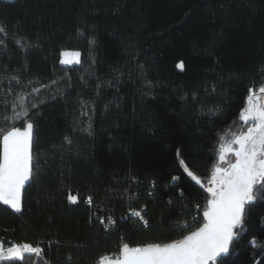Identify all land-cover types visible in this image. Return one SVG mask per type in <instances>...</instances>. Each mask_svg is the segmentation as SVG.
Here are the masks:
<instances>
[{
	"label": "trees",
	"instance_id": "16d2710c",
	"mask_svg": "<svg viewBox=\"0 0 264 264\" xmlns=\"http://www.w3.org/2000/svg\"><path fill=\"white\" fill-rule=\"evenodd\" d=\"M0 24L10 34L0 87L5 68L48 85L32 109L37 174L23 210L0 204L4 247L43 240L53 264H92L118 257L123 243H167L187 234L185 222L199 226L192 217L202 219L208 193L182 172L176 150L210 177L248 89L264 83V0H0ZM21 36L28 53L14 42ZM65 51L80 52L81 62L61 64ZM4 100L0 128L11 124ZM83 102L95 109L90 132ZM144 205L148 226L129 214ZM96 216L117 224L104 230ZM215 264H264V200L247 206L245 231Z\"/></svg>",
	"mask_w": 264,
	"mask_h": 264
},
{
	"label": "snow or ice",
	"instance_id": "6c2138e0",
	"mask_svg": "<svg viewBox=\"0 0 264 264\" xmlns=\"http://www.w3.org/2000/svg\"><path fill=\"white\" fill-rule=\"evenodd\" d=\"M9 35L7 27L0 24V37H4L0 38V46L6 47ZM14 42L24 53L30 51L31 42L25 37L21 36ZM94 42L93 40L92 43ZM62 55L64 59L60 60L61 64L81 62L80 52L72 53L71 57L67 51ZM177 66L180 69L185 67L183 61ZM3 75L7 80L6 86L0 87V94L5 97V111L10 108L12 115L5 116L6 122L11 121L10 126L0 128V204L15 213H21L25 187L34 182L37 174L34 171L37 164L33 153L36 125L32 119L36 113L32 109H38L41 88L47 89L48 85L41 84L37 87L31 78L24 77L18 71L9 72L6 68ZM260 75L264 76V66L261 67ZM51 83L55 84L56 81ZM81 109L80 115L87 118L88 122V127L82 130L90 132V114L94 113V106L83 102ZM83 123L84 121L77 122L81 128ZM233 123L238 124L239 128H230L226 137L220 138L217 163L207 182L181 157L180 149L176 150L182 172L196 185L206 188L208 193L202 219L192 217V223L199 226L193 228L185 222L184 231L187 234L167 243L145 242L136 246L123 243L118 257L113 259L104 255L92 264H215L219 257L228 254L234 241L245 231L247 206L258 199L264 200V83L258 88L248 89L246 106L239 111L238 120ZM73 143L70 136H64V146L70 147ZM179 180L180 176H171L173 184ZM150 183L154 189L156 182ZM149 195L152 193L149 192ZM183 195L181 189L180 196ZM66 199L73 205L79 203L78 195L69 193ZM85 203L93 206V196L88 195ZM195 207L199 209L200 205ZM146 208L147 205L141 210L130 209L129 214L148 226L149 221L142 214ZM95 218L104 230L117 224L116 219L111 216ZM250 242L256 244L255 239ZM44 243L43 240L39 243L22 242L5 248L0 242V261L28 264L26 258H33L31 264H53L46 259L45 248L41 246ZM56 244L59 247L60 242L57 241Z\"/></svg>",
	"mask_w": 264,
	"mask_h": 264
},
{
	"label": "rangeland",
	"instance_id": "374dc122",
	"mask_svg": "<svg viewBox=\"0 0 264 264\" xmlns=\"http://www.w3.org/2000/svg\"><path fill=\"white\" fill-rule=\"evenodd\" d=\"M69 53V57H71V54L72 53H74V52H68ZM62 59H64V57H63V55H62ZM80 59V58H79ZM71 64H73V63H71ZM71 64H68V65H71ZM234 130H238V128L237 129H234ZM226 137V136H225ZM217 163V162H216ZM210 177H211V175H210ZM210 177L205 181V182H207L209 179H210Z\"/></svg>",
	"mask_w": 264,
	"mask_h": 264
},
{
	"label": "water",
	"instance_id": "95a60500",
	"mask_svg": "<svg viewBox=\"0 0 264 264\" xmlns=\"http://www.w3.org/2000/svg\"><path fill=\"white\" fill-rule=\"evenodd\" d=\"M229 254H230V251H229V253H228V254H226V255H222L221 257H228V256H229ZM221 257H219V258H221Z\"/></svg>",
	"mask_w": 264,
	"mask_h": 264
}]
</instances>
